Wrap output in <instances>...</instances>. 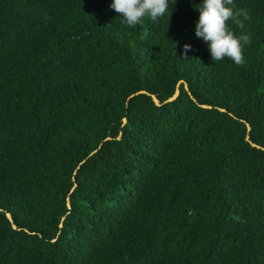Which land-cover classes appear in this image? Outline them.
<instances>
[{"label":"trees","instance_id":"trees-1","mask_svg":"<svg viewBox=\"0 0 264 264\" xmlns=\"http://www.w3.org/2000/svg\"><path fill=\"white\" fill-rule=\"evenodd\" d=\"M111 3L0 0V264H264V0L242 66Z\"/></svg>","mask_w":264,"mask_h":264},{"label":"clouds","instance_id":"clouds-1","mask_svg":"<svg viewBox=\"0 0 264 264\" xmlns=\"http://www.w3.org/2000/svg\"><path fill=\"white\" fill-rule=\"evenodd\" d=\"M174 3L175 0H171V4L170 0H112L110 7L127 26L134 27L145 17L154 22L163 16L168 18ZM197 7L200 14L195 21V35L208 44L211 59L217 62L230 58L236 65H244L242 52L251 43V35L246 32L236 35L226 22L231 20L242 27L240 17L248 19L247 10H236L234 0H202ZM184 49L187 51L190 45L185 44Z\"/></svg>","mask_w":264,"mask_h":264},{"label":"water","instance_id":"water-1","mask_svg":"<svg viewBox=\"0 0 264 264\" xmlns=\"http://www.w3.org/2000/svg\"><path fill=\"white\" fill-rule=\"evenodd\" d=\"M142 92H145V91L143 90ZM178 93H179V90L176 89L175 92H174V94H173L172 96H170V97L168 98V100H171V99L175 98V97L178 95ZM152 98H153V100H154V102H155L156 104H158V105L160 104L158 98H157L155 95H152ZM202 106H203V107H209V106H206V105H202ZM124 121H126V119H124ZM247 127L249 128V125H248V124H247ZM247 138H248V136H247ZM251 144H252V145H255V144L252 143V142H251ZM7 216H8V218H9L10 220H12L10 213H7ZM13 227H14V228L16 227V225H15L14 223H13Z\"/></svg>","mask_w":264,"mask_h":264}]
</instances>
